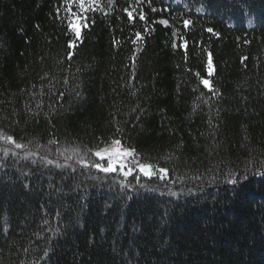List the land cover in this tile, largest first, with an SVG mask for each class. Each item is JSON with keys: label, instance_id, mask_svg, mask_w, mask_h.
I'll return each instance as SVG.
<instances>
[{"label": "trees", "instance_id": "trees-1", "mask_svg": "<svg viewBox=\"0 0 264 264\" xmlns=\"http://www.w3.org/2000/svg\"><path fill=\"white\" fill-rule=\"evenodd\" d=\"M89 3L0 0V264H264V0Z\"/></svg>", "mask_w": 264, "mask_h": 264}, {"label": "snow or ice", "instance_id": "snow-or-ice-1", "mask_svg": "<svg viewBox=\"0 0 264 264\" xmlns=\"http://www.w3.org/2000/svg\"><path fill=\"white\" fill-rule=\"evenodd\" d=\"M94 2V0H93ZM65 3L67 4V7L65 8V11L68 12V24L67 27L70 32H74L76 37L79 38L81 26L87 27L86 20L87 16L84 15V13H87L88 11H94V9L91 7V3H89V0H65ZM73 7L78 9V11H74ZM59 11V9H58ZM129 16V19L131 20L133 17V13L131 11L125 10ZM140 20H144V14L141 12L139 16ZM82 22L83 23L82 25ZM162 23L167 24V21H162ZM190 24V21L185 20L184 21V27L187 28ZM211 31V29H209ZM139 36V33L137 34ZM71 46V45H70ZM208 71L209 75L212 73V61H211V55H209L208 58ZM203 85L208 88L209 87V81L207 79H204L201 81ZM9 141H11V137L7 138ZM17 147H21V145L17 144ZM98 160H106V166L101 163H95L93 166L97 168L98 170L105 172V173H111L117 171V168L121 172L122 175L125 177L131 175L133 173V167L130 165H136V170L140 174H142L145 177L151 178L155 173L154 165L147 164V163H139L138 157L135 154L134 149H128V148H122L121 147V141L119 139H116L112 142V146L110 148L96 151L93 153ZM158 172L161 174V178L163 179L164 176L167 175V170L160 168ZM230 183L232 181H229Z\"/></svg>", "mask_w": 264, "mask_h": 264}, {"label": "rangeland", "instance_id": "rangeland-1", "mask_svg": "<svg viewBox=\"0 0 264 264\" xmlns=\"http://www.w3.org/2000/svg\"><path fill=\"white\" fill-rule=\"evenodd\" d=\"M204 79H207V78H204ZM203 79V80H204ZM208 80V79H207ZM209 81V80H208ZM117 138H113L112 140H110L109 142H107V143H105V144H102V145H100V146H98V147H96V148H94L93 149V153H95L96 151H101V150H104V149H107V148H110L111 146H112V142L114 141V140H116ZM121 147L122 148H128V149H131L130 147H128V146H125V145H123V144H121ZM139 163H147V162H141V161H139ZM147 164H149V163H147ZM164 169V168H163Z\"/></svg>", "mask_w": 264, "mask_h": 264}]
</instances>
